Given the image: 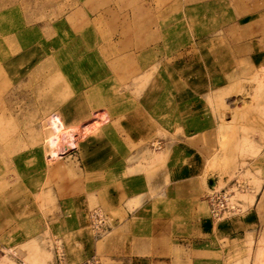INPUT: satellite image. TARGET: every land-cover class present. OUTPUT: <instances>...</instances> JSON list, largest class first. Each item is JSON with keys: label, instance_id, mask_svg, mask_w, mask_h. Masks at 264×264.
Wrapping results in <instances>:
<instances>
[{"label": "rangeland", "instance_id": "1", "mask_svg": "<svg viewBox=\"0 0 264 264\" xmlns=\"http://www.w3.org/2000/svg\"><path fill=\"white\" fill-rule=\"evenodd\" d=\"M0 88L4 264H77L71 220L114 196L134 218L137 176L170 219L188 183L196 264H264V0H0ZM210 181L243 184L241 214L211 220Z\"/></svg>", "mask_w": 264, "mask_h": 264}, {"label": "crops", "instance_id": "2", "mask_svg": "<svg viewBox=\"0 0 264 264\" xmlns=\"http://www.w3.org/2000/svg\"><path fill=\"white\" fill-rule=\"evenodd\" d=\"M95 45L90 49L100 50L103 43ZM192 169L191 173L196 176V166ZM179 180L176 184L175 198L178 211L176 219L169 218L167 191H162L165 197L161 198L160 205L158 203L154 205L153 202L158 198L156 196L154 198V193L149 186H143L142 177L137 176L130 181V188H126L130 201L135 200L140 204L139 212L134 213V218L122 217L115 196L105 202L112 215L101 209L109 220V236L95 237L90 229L89 220L87 222L85 217H82L81 221L78 218L71 220V223L74 222V225L78 224V226L70 230L68 233L70 242L64 245L69 260L80 264L96 256L102 264L101 258L108 260L110 264H124V262L128 264H196V221L186 225L183 216L186 200L190 203L194 197L192 193L185 190L188 183ZM108 193L112 194V191ZM154 207L156 210L160 207L159 214L154 215L152 210ZM142 209L146 211H140ZM185 237L188 239L186 240ZM127 241L128 245L125 246Z\"/></svg>", "mask_w": 264, "mask_h": 264}, {"label": "built area", "instance_id": "3", "mask_svg": "<svg viewBox=\"0 0 264 264\" xmlns=\"http://www.w3.org/2000/svg\"><path fill=\"white\" fill-rule=\"evenodd\" d=\"M244 186L238 181L227 190L212 188L207 193L206 199L208 202L209 216L214 222H222L229 220L231 217L242 213V203L237 199L236 194L243 193ZM89 226L95 237L102 238L110 230L108 217L100 209H93L88 213ZM8 254L12 255L11 250ZM57 259L62 264L63 252L60 248L57 249ZM6 250L0 249V264L6 257ZM15 256V255H13ZM80 264H101L96 256H92Z\"/></svg>", "mask_w": 264, "mask_h": 264}, {"label": "bare ground", "instance_id": "4", "mask_svg": "<svg viewBox=\"0 0 264 264\" xmlns=\"http://www.w3.org/2000/svg\"><path fill=\"white\" fill-rule=\"evenodd\" d=\"M92 79V78H91ZM31 81V80H30ZM129 83V82H128ZM3 88V87H2ZM0 88V101L2 100V91ZM5 109L4 108H1L0 109V120L3 118V116L5 115ZM53 116V115H52ZM95 116V115H94ZM106 116V115H105ZM51 117V116H50ZM100 117V116H99ZM49 119V118H48ZM47 119V120H48ZM62 120V119H61ZM103 120V119H102ZM101 120V121H102ZM58 121H60L58 119ZM47 123V122H46ZM69 125V124H67ZM58 126V125H57ZM48 127V126H47ZM73 128V126H70ZM49 128V127H48ZM69 129V128H68ZM67 128H64L62 129L61 131H59L58 133H56L55 135H50L48 136V139L46 140L47 141V145H48V148H49V151H50V156H51V159L52 158H56L58 159V155L60 154H64L66 151L65 147L68 145V138L70 137V134H69V129L68 130ZM68 130V131H67ZM73 130V129H72ZM51 131V130H50ZM75 131V130H74ZM50 134V132H49ZM78 135V134H77ZM73 141H75L73 139ZM70 143V142H69Z\"/></svg>", "mask_w": 264, "mask_h": 264}, {"label": "water", "instance_id": "5", "mask_svg": "<svg viewBox=\"0 0 264 264\" xmlns=\"http://www.w3.org/2000/svg\"><path fill=\"white\" fill-rule=\"evenodd\" d=\"M214 186H215V183L212 182V181H210V187H211V188H214Z\"/></svg>", "mask_w": 264, "mask_h": 264}]
</instances>
